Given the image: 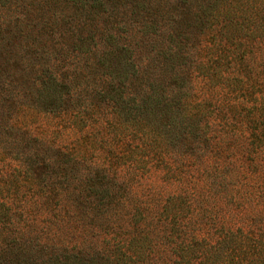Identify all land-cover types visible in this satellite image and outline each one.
I'll list each match as a JSON object with an SVG mask.
<instances>
[{"label": "trees", "instance_id": "16d2710c", "mask_svg": "<svg viewBox=\"0 0 264 264\" xmlns=\"http://www.w3.org/2000/svg\"><path fill=\"white\" fill-rule=\"evenodd\" d=\"M117 1L161 48L115 109L126 148L9 155L27 180L0 183V264H264V0ZM23 186L60 195L73 238L23 229Z\"/></svg>", "mask_w": 264, "mask_h": 264}, {"label": "rangeland", "instance_id": "374dc122", "mask_svg": "<svg viewBox=\"0 0 264 264\" xmlns=\"http://www.w3.org/2000/svg\"><path fill=\"white\" fill-rule=\"evenodd\" d=\"M131 3L0 0V183L27 180L15 178L19 163L9 156L15 152L47 154L48 145H56L88 161L109 151L121 154L128 133L115 109L124 110L127 93L146 85V71L155 68L161 49L147 24L132 21ZM26 190L13 193L25 201L17 204L26 217L19 223L23 229L73 238L79 228L61 229L55 222L54 216L66 220L67 214L49 212L60 195ZM162 244L154 242L159 261L167 255Z\"/></svg>", "mask_w": 264, "mask_h": 264}]
</instances>
